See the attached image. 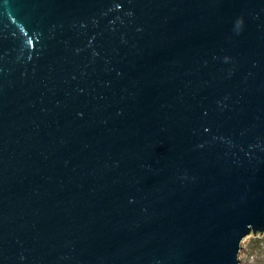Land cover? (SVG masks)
Masks as SVG:
<instances>
[{
  "label": "water",
  "instance_id": "95a60500",
  "mask_svg": "<svg viewBox=\"0 0 264 264\" xmlns=\"http://www.w3.org/2000/svg\"><path fill=\"white\" fill-rule=\"evenodd\" d=\"M264 235V0H0V264H239Z\"/></svg>",
  "mask_w": 264,
  "mask_h": 264
},
{
  "label": "rangeland",
  "instance_id": "374dc122",
  "mask_svg": "<svg viewBox=\"0 0 264 264\" xmlns=\"http://www.w3.org/2000/svg\"><path fill=\"white\" fill-rule=\"evenodd\" d=\"M239 264H264V235L248 236L241 242Z\"/></svg>",
  "mask_w": 264,
  "mask_h": 264
}]
</instances>
